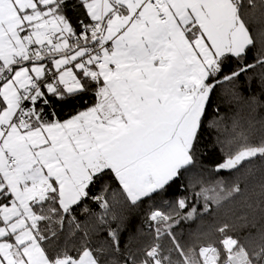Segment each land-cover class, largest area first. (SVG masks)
<instances>
[{
    "label": "snow or ice",
    "instance_id": "snow-or-ice-1",
    "mask_svg": "<svg viewBox=\"0 0 264 264\" xmlns=\"http://www.w3.org/2000/svg\"><path fill=\"white\" fill-rule=\"evenodd\" d=\"M243 106L264 0H0V264H264Z\"/></svg>",
    "mask_w": 264,
    "mask_h": 264
},
{
    "label": "trees",
    "instance_id": "trees-1",
    "mask_svg": "<svg viewBox=\"0 0 264 264\" xmlns=\"http://www.w3.org/2000/svg\"><path fill=\"white\" fill-rule=\"evenodd\" d=\"M256 26L257 27L260 26L258 21H257ZM239 111H240V116L244 120H259L262 116H264V113L253 112L246 106L241 107ZM257 127H259V125H257ZM219 156H220V153L218 151L211 154L208 157V160L206 161V163H209V166H211L210 162L212 160L218 159ZM262 167H264V164H262L261 161H256L255 165L252 167V172H251V175L249 176V179L252 180L253 178H255V180L258 181L261 175L260 169ZM237 207L238 205L236 204L225 205L224 207L217 209L214 215L218 221L232 220L234 219V211L236 210ZM138 223H139V218H136L133 220L134 225H138ZM209 223H210V218L205 217L203 221H197L191 224L190 228L193 230H195L197 227L206 228Z\"/></svg>",
    "mask_w": 264,
    "mask_h": 264
}]
</instances>
